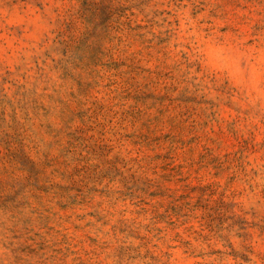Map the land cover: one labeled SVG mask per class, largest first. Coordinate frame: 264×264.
<instances>
[{
  "label": "rangeland",
  "instance_id": "rangeland-1",
  "mask_svg": "<svg viewBox=\"0 0 264 264\" xmlns=\"http://www.w3.org/2000/svg\"><path fill=\"white\" fill-rule=\"evenodd\" d=\"M0 264H264V0H0Z\"/></svg>",
  "mask_w": 264,
  "mask_h": 264
}]
</instances>
